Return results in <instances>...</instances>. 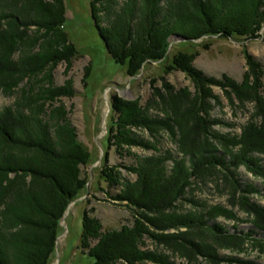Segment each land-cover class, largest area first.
Returning <instances> with one entry per match:
<instances>
[{"label": "trees", "instance_id": "16d2710c", "mask_svg": "<svg viewBox=\"0 0 264 264\" xmlns=\"http://www.w3.org/2000/svg\"><path fill=\"white\" fill-rule=\"evenodd\" d=\"M89 11L108 54L126 67L128 76L144 71L149 62H161L164 71L179 69L191 76L197 89L184 112L179 110L180 102L170 113L151 100L143 107L139 99L110 97L107 151L113 147L120 157L128 154L135 163L108 166L104 155L99 176L111 186H119L121 180V190L110 197L133 206V220L131 225L103 230L100 222L84 211L79 246L92 258L90 264L169 263L165 256L145 248V236L174 249L207 251L217 259L216 246L221 243L214 245L217 240L236 242L242 238L229 235L221 225H208L205 217L235 218L234 213L219 205L198 208L193 195L186 198L193 190L189 179L194 176L197 183L228 181L232 193L228 196L234 198L237 182L232 179L231 165L249 158L255 173L264 176V166L250 158L256 153L264 159V107L259 101L239 134L212 132V121L200 113L209 109L205 100L213 95L204 84L212 80L191 63L198 53L192 39L209 35L259 37L264 26V0H89ZM64 21L62 0H0V94L14 96L12 104L0 109V264H48L61 229L59 221L85 187L80 167L87 164L89 151L77 139L68 111L55 104L61 97L74 95L72 82L54 85L50 73L60 62L69 68L78 55L63 31ZM173 34L186 38L191 51H178L167 60ZM247 61L251 62L248 55ZM88 73L86 68L84 87ZM236 92L243 98V89ZM151 108L159 114L148 112ZM189 121L192 125L185 127ZM176 127L182 140L177 144L181 158L163 150L155 139L162 136L159 130L165 129L175 141ZM141 129L152 139L145 138ZM191 135L203 142L184 143ZM207 135L211 142L204 140ZM135 149L151 150L152 154L140 155ZM187 155L191 157L188 163ZM168 160L173 161L170 171L166 170ZM120 167L134 173L136 179L121 175ZM180 200L189 202L193 210L178 213L173 208ZM245 204L241 207L246 210ZM250 206L256 210V205ZM168 228L176 230L164 233Z\"/></svg>", "mask_w": 264, "mask_h": 264}, {"label": "rangeland", "instance_id": "374dc122", "mask_svg": "<svg viewBox=\"0 0 264 264\" xmlns=\"http://www.w3.org/2000/svg\"><path fill=\"white\" fill-rule=\"evenodd\" d=\"M62 1L65 13L63 31L78 50V55L67 69L64 62L51 68L54 85H62L65 81L71 80L74 90L72 97H61L60 102L55 104H62L68 111L69 120L76 129L77 139L89 151V159L85 166L80 167L85 187L68 205L59 221L61 229L48 264H90L92 258L79 246L82 213L88 211L90 217L100 222L103 230L131 225L133 220V206L122 205L110 197L111 194L115 195L121 190V180L119 186H111L109 181L99 176L100 167L105 164L104 155L108 157L106 161L108 166L121 164L128 167L135 163L128 154L120 157L113 147L107 151L105 137L110 122V97L116 95L127 101L139 99L143 107L151 100L170 113L180 102L182 110L178 109L184 112L188 106L187 100L191 101L196 96L194 93L197 85L191 76L179 69L164 71V64L161 62H149L144 71L135 76H128L126 67L115 63L108 54L91 18L89 0ZM169 40L172 43V50L167 60L178 51H191L189 42L185 41L186 38L183 36L173 34ZM192 41L195 46L197 45L193 50L198 52L191 61L193 67L206 78L214 81H205V88L210 89L213 96L205 100L207 103L205 108H209L208 111L206 113L200 111V113L206 121L210 123L212 121V132L239 134L241 127L247 125L252 113L256 111L259 101L264 107V26L260 36L252 39L240 36L220 38L218 35H209ZM247 55L251 62L247 61ZM86 68H89V73L84 87L82 78ZM221 80L224 82L220 83ZM245 83L247 86L244 85ZM240 89L244 90L241 99L236 92ZM200 99L202 98L199 97L198 100ZM13 100L14 96L0 94V109L12 104ZM162 108L157 106L156 109ZM149 111L152 114H159L152 108ZM190 125L192 121L185 124V127ZM178 128H175V141L170 140L165 129H160L158 133L162 136L155 138L159 142L157 145L163 150H170L175 158L182 157L177 145L182 141ZM139 131L145 138L152 139L146 129ZM198 131L200 132V129L192 135L195 136ZM192 135L183 142H193L194 139L196 143L203 142L198 139L199 136L192 137ZM205 139L208 142L213 140L209 135ZM134 151L139 152L140 155L152 154L151 150L135 149ZM184 157L188 163L191 157L189 155ZM250 158L264 166L262 155L254 153ZM226 160L230 163L228 157ZM172 162V160L165 162L166 170H172ZM248 163L249 158H246L237 165H231L232 179L237 182L234 198H229L228 194L232 193L227 185L228 181L225 183L223 180H201L197 183L195 177L191 176L189 182H192L193 190L189 193V185L184 190L185 194L189 193L186 198L192 195L195 197L199 203L198 208L219 205L231 214L234 213L235 218L226 215L212 219L205 217V222L208 225H221L226 233L241 236V240L236 242L217 240L214 245L221 242L216 246L217 259L207 254V251L194 253L186 248L174 249L164 242L146 236L143 239L145 248L165 256L169 262L167 264H264V227H257V224L264 225V176L255 173L252 165ZM119 171L131 181L136 179L134 173L128 174L124 168L120 167ZM12 176L13 174L10 175ZM241 202L246 203V210L241 207ZM252 204L256 205V212L251 209ZM174 207L173 209L178 213L183 214L193 210L190 203L183 200L178 201ZM175 230L176 228H168L164 233H172ZM142 247L144 248L143 245ZM116 264L125 263L119 261Z\"/></svg>", "mask_w": 264, "mask_h": 264}]
</instances>
